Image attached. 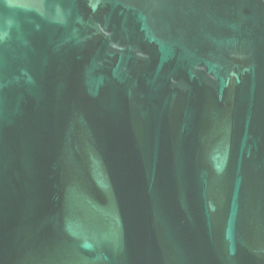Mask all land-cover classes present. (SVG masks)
Instances as JSON below:
<instances>
[{
	"label": "water",
	"instance_id": "95a60500",
	"mask_svg": "<svg viewBox=\"0 0 264 264\" xmlns=\"http://www.w3.org/2000/svg\"><path fill=\"white\" fill-rule=\"evenodd\" d=\"M0 264H264V0H0Z\"/></svg>",
	"mask_w": 264,
	"mask_h": 264
}]
</instances>
